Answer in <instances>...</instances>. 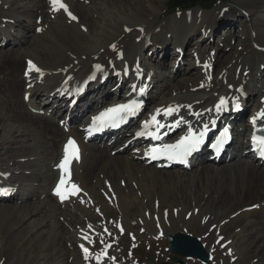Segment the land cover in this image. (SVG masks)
I'll return each mask as SVG.
<instances>
[{
	"label": "bare ground",
	"instance_id": "bare-ground-1",
	"mask_svg": "<svg viewBox=\"0 0 264 264\" xmlns=\"http://www.w3.org/2000/svg\"><path fill=\"white\" fill-rule=\"evenodd\" d=\"M156 2L0 0V20L10 7L18 16L16 27L27 33L22 40L9 39L0 25V36L4 33L0 44L4 40L9 46L0 50V193L9 192L6 187L17 191L16 196L1 198L13 205L0 204V264H100L101 259V264H121L115 242L103 241L105 235L133 230L140 236L136 227L144 226L147 233L161 236L169 233L179 214L189 216L195 225L209 224L211 236L234 253L237 264H255V259L264 264L263 248L257 245L264 241V231L254 227H264V168L258 166L264 162L250 160L251 119L264 123V0H222L211 12L196 8L176 14L150 32L163 13L164 5ZM227 3L234 7L226 10ZM3 15L10 21V14ZM223 24L240 37L233 52L218 60L216 53H224L223 49L213 43L214 50L202 47ZM198 39L194 55L200 67L193 63V74H181L184 57H191L188 48ZM25 43H31L30 48L24 49ZM173 44L176 48L171 50ZM173 52L176 58L169 72L181 56L177 75L171 80L163 72L158 76L156 55L165 59L159 64L164 70ZM21 55L26 56L25 65ZM228 59L231 66L217 78L205 73ZM188 77L197 82L196 87L186 85ZM49 80L53 83L42 103V89ZM119 84L120 90L131 86L129 99H114L113 88ZM146 86L153 91L167 87L170 93L149 107L148 100L154 101L149 92L146 99L127 107ZM239 107L242 114L232 124L243 128L236 129L240 139L229 148L236 152L215 161L206 154L194 155L202 133L222 123L221 114ZM104 112L139 121L133 118L137 126L130 130L136 125L131 122L126 127L124 141L116 134L95 137L93 119ZM169 126L179 128L166 141L136 136L138 130L161 135ZM120 140L122 146L117 145ZM130 147L134 149L122 156ZM150 147L158 149L163 160H146L144 151ZM180 148L187 159L193 157L184 168L196 169L193 174H168ZM113 149L112 157L124 158H112L108 150ZM223 161L226 165L219 166ZM27 179L33 183L18 185ZM73 184L83 190L78 197L69 193ZM61 188L68 192L60 193ZM191 205L198 207L190 210ZM111 211L119 213L115 220L108 219ZM100 213L104 220L98 218ZM222 221L246 223L238 234L237 228L221 229ZM65 231L69 237L62 234ZM74 245L79 251H70L68 247Z\"/></svg>",
	"mask_w": 264,
	"mask_h": 264
},
{
	"label": "rangeland",
	"instance_id": "rangeland-1",
	"mask_svg": "<svg viewBox=\"0 0 264 264\" xmlns=\"http://www.w3.org/2000/svg\"><path fill=\"white\" fill-rule=\"evenodd\" d=\"M156 1H157L156 2L157 5H159V6L161 4L164 5V6L161 5L162 8H160L163 13L161 15L162 17H159V19L157 20V22H156L157 24L150 29V32H154L159 27L165 25L166 23L171 22L173 20L172 17H175V15L169 16L167 18L163 16L164 12L166 11L165 6L167 4V0H156ZM219 5H222V4L219 3L217 6H219ZM233 7H234L233 5L227 3L225 9L226 10H230V8H233ZM193 10H195V9H193ZM193 10H190V11H187V12H191ZM211 11H213V10H211ZM187 12H184V13H187ZM210 12H208V13H210ZM4 13L7 14V15L10 14L9 15L10 16V18H9L10 21L8 19H4L3 18L4 17V15H3ZM184 13H178V15H182ZM3 14H2V19L0 20V25L3 27V32L4 33L6 32V34L8 35L6 37H8L9 39L22 40V38L25 37V35L27 33L24 32V30L19 29V28L16 27L18 25L17 24V20H16L18 16L16 15V12H11L10 11V7H8L3 12ZM35 18H36V15H35V17L33 16V20H32L33 23L35 22ZM53 18L54 17H52L51 21H56ZM95 18L96 17H93V20H95ZM103 18H105V17L103 16ZM180 18H178V19H180ZM18 19H19V21H22L23 20V18H18ZM38 23L40 24L41 21L39 20ZM40 28H43V27H40ZM3 32H2V35L0 37H3V34H4ZM42 32H43V29H42ZM150 32H148V35L150 34ZM41 33L38 32L37 34L38 35H41ZM237 37H240V36H235V33L233 31H231V28L227 27V24H223V25H221L218 28L217 35L214 36V38H212V40L210 42H208L206 44V46L205 45L204 46L201 45V47L203 46L202 49L207 48L208 51L209 50H212V49L214 50V47L210 45L211 43H213V45H215V46H217V47L220 48V51H222V49H223V52L224 53H222V54H220L221 52H217L216 53V58L218 60H223L225 57H227V55H230L233 52L231 49H232V47L236 46V44H237ZM145 39H147V36L145 37ZM200 40L201 39H198L199 42H194V44L190 48H188V51H189L188 52V56H191V57L189 58V57H187V55L184 57V60H183L184 66H182V64L180 65V68L183 67V70L180 71L181 74L182 73H185V72H186V75L193 74L194 71L193 72H190V70L192 69L191 66H192L193 63L195 64V67L196 68L197 67L198 68L200 67V63L197 64V62L199 60H196L195 59V55H194L196 49L198 48V45L200 44ZM196 44H198V45L196 46ZM30 45H31V43L30 44L25 43L23 45V47H24V49L30 48ZM147 46H148V49L151 47L149 45V43L147 44ZM10 47H12V46H10ZM175 48L176 47H175L174 44L171 45V47H170L171 50H173ZM7 49H9V46H6L5 45V41L3 40L2 44H0V50H7ZM11 50H17V49H11ZM150 51L151 50H149V52ZM149 52H146V54H147L146 56H147V58L149 57L148 59L151 60L152 57H151V53H149ZM153 54H154V52H153ZM143 55H145V52H144ZM21 56H22V61H24L23 64L25 65L26 64V56L25 55H21ZM174 58H176V55L173 52L172 58L170 60L166 61V68L163 70V69H161L159 67V64H162L165 61V59L163 58L162 54L156 55V57H155L156 63L154 65L157 68V72H158L157 75L158 76H161L163 73H166L167 74V77L169 76L170 77L169 79L171 80L173 78V76L177 75L176 73L178 71H177V68L176 67H173L172 70H171V72H169L170 69H171V67L173 66V62H171V61H173L172 59H174ZM187 60H189V61L187 62ZM229 61H232V59H230V60L228 59V60L222 62L220 65L217 64V66H215L212 69L211 73H209L207 71L205 73H207L208 75L210 74V76L213 79H215L214 77L217 78V74L218 73H222L223 74L227 70V67L228 66H231V64L229 63ZM179 62H181V56L179 58V61L175 65L177 66V64ZM263 67L264 66L261 67V70L264 71V68ZM158 68H160V69H158ZM161 72H163V73H161ZM143 73H144V70H141V74H143ZM181 74H178V76L182 77ZM125 75L127 76V74H125ZM195 76H197V75H195ZM180 77H179V79H180ZM205 79H207V78L205 77ZM184 82L187 83V84L185 83L186 85H190V86L191 85H194L193 87H196L195 85H197V82L196 81H192V78H190V77L186 78V80H184ZM52 83H53V81H50V80L49 81H46L44 83V86H43V89H42L43 93H42V96L40 97V101L42 103H46V99H47V94L46 93L48 92V89L50 88V86L52 85ZM114 83L113 84L110 83V86L113 87L114 86ZM126 83H127V81H126ZM130 83H133L132 82V79H130ZM119 86H120V84L118 86H116L115 88H113V90H114L113 91L114 92L113 93V97L116 100L122 99V101H124V100H126V99L129 98L130 94H132V91L128 92L131 86H129V87H123V88H121V90L118 88ZM162 86H164V85H162ZM165 93H170L169 92V88H167V87L164 88L163 87L162 89H160L158 91L157 90H154L153 91V89L150 90V94H151L150 97H153L154 101H152L151 103H149V100H148L149 107H151L153 105V103H154V105L155 104H159V101H160V99L163 96L162 94H165ZM126 95H128V97H126ZM156 96H158V97L156 98ZM91 99H94V97L91 98ZM40 101H39V103L41 104ZM25 102L27 103V99H25ZM39 103L37 105H39ZM145 105H147V104H145ZM44 110H46V108H44ZM51 112H52V108H51L50 113ZM143 112H144L143 113L144 115L143 114L140 115V118H144L145 114H147V112H148V109H146V111H143ZM245 118L246 119L249 118V114H247ZM80 120H82V118ZM57 121H58V119L56 120V123H57ZM136 121L138 122L139 120L136 119ZM3 122L5 123V121H3ZM71 123L73 124V126L72 125H70V126H72V127H76L77 126V124H74V122H71ZM75 129H78V128H75ZM130 129H131V127H130ZM125 138L126 137L124 136L122 138V140L125 139ZM111 141L112 140H109L108 143H111ZM121 143H122V141L120 140L117 145H121ZM97 144H99V143H97ZM90 145H91V143H90ZM133 149H134V147H132V148L130 147L129 149H127L121 155L126 157L128 155V153L131 150H133ZM113 151H115V150L114 149L113 150H108L110 156H111V153ZM28 153L29 152H27V154ZM121 155L120 156H115V157L124 158V157H121ZM224 165H226L225 161H223V163L221 165H219V166L223 167ZM258 166L260 168H264V164H261V165H258ZM30 168L31 167H26L25 169L27 171H29ZM195 168H198V167H195ZM167 171H168V174H172V173H183L184 171L188 172V174H193L196 171V169H193V171H192L191 169L190 170H186V169H183V168H170ZM31 180L32 179H27L24 182V185H28V184L33 183ZM20 183H22V182H20ZM20 183H18V185ZM6 188L8 189V191L14 190L15 193H16L15 196L17 195V191L15 189H13L11 187H6ZM49 190H50V185H49ZM170 192H172V191H170ZM43 199H44V197H43ZM0 204L3 205V206H8L10 204V202H0ZM203 204L204 203H202V206H203ZM251 204H253V203H250V204L248 203L247 205H251ZM10 205H13V203H11ZM252 206H254L255 207V210H256V206L255 205H252ZM194 207H198V206L191 205L189 209L190 210H193ZM250 209H252V208H250ZM195 211H199V209H195ZM190 212H192V211H190ZM118 214L119 213L118 212L116 213V211H111L107 216H108V219L109 220H112V219L115 220ZM98 216H99L98 218L100 220L101 219L102 220L105 219V218H103V214H101V213ZM109 216H110V218H109ZM181 221H182V223H181ZM221 223H222L220 225L221 229H223V227L224 228L225 227H230L227 230V232H230L232 228H237L236 230L239 229L237 231L238 234H239L241 232V230H242L243 225H245L246 222L245 221H225V222L222 221ZM204 224L205 223L202 224V222H199L197 225H195V224H193L192 220H190V217L189 216L188 217H185L184 216V218H183L182 217V214H179L177 216L175 222L172 221V225H171V227H169V230H168L169 233L168 232L166 234L164 233L167 236H164V234L161 235V236H159V235H153V234L147 233L146 232V229L144 228V226H137L136 227L137 228L136 231L140 234V236H136L133 233V230H130L127 233H122V232L119 233V232L116 231L117 233L116 232L115 233H112L111 236L105 235L104 240L101 239V241L102 240L103 241H109L111 243V245H114L113 243L115 242V246L116 247H115L114 250L117 251L115 254L116 255H119L120 254V259L119 260H120V263L121 264H162V263H169V264H171L172 263V259L174 258V255L171 253L170 249L168 248V237L171 236V235H174V234L182 233V234L190 235V236H192V237H194L196 239H199L201 241V243L204 245L206 251L211 255V258H212L211 264H237L236 263L237 258H235L234 253L231 254L232 252L228 251V249L221 242V240H219V239H216L215 240V238L211 236V234H212V232L210 230L211 227L208 228V226H210V225L207 224V226H206V224L205 225ZM226 224H227V226H226ZM173 225H175V226H173ZM66 226H68V224H66ZM115 227L116 226H114V228ZM254 227H256L258 231L259 230H263L264 231V227L258 228L256 225ZM170 228H172V229H170ZM106 230H107V228L104 229V232ZM68 232L69 231H65L62 234H64V236H68L69 237V233ZM132 237H135V239L132 238ZM95 238L96 237H92L91 240L93 241V240H95ZM262 239H264V235L262 236ZM111 245H109V247H111ZM257 245L259 247H262L263 248V250L261 251V253H264V241L261 242L259 240ZM67 246L68 245H66L65 247H67ZM68 248H71L70 249L71 252H73L74 250L75 251H79V249H77L75 245L73 247L70 246ZM227 251H228V253H227ZM70 259L71 260H69V262H72V258H70ZM182 261L184 262V264H204V263H202V262H200V261H198L196 259H182ZM254 262H255V264H259V260H256L255 259ZM70 264H72V263H70Z\"/></svg>",
	"mask_w": 264,
	"mask_h": 264
},
{
	"label": "water",
	"instance_id": "water-1",
	"mask_svg": "<svg viewBox=\"0 0 264 264\" xmlns=\"http://www.w3.org/2000/svg\"><path fill=\"white\" fill-rule=\"evenodd\" d=\"M168 247L176 256L173 258L172 264H184L182 261L184 258H195L204 264H210L211 262V257L201 241L190 235L178 233L169 236Z\"/></svg>",
	"mask_w": 264,
	"mask_h": 264
},
{
	"label": "trees",
	"instance_id": "trees-1",
	"mask_svg": "<svg viewBox=\"0 0 264 264\" xmlns=\"http://www.w3.org/2000/svg\"><path fill=\"white\" fill-rule=\"evenodd\" d=\"M222 0H167L164 17L182 13L194 8L213 10Z\"/></svg>",
	"mask_w": 264,
	"mask_h": 264
}]
</instances>
